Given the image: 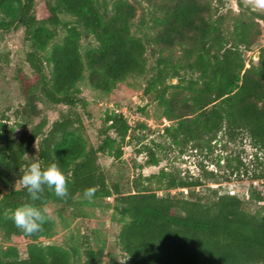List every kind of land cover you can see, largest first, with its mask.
Segmentation results:
<instances>
[{"label":"trees","instance_id":"16d2710c","mask_svg":"<svg viewBox=\"0 0 264 264\" xmlns=\"http://www.w3.org/2000/svg\"><path fill=\"white\" fill-rule=\"evenodd\" d=\"M55 1L67 15L80 21L93 37L95 48L81 54L76 36L69 35L60 44L52 45L45 59L42 52L52 41L47 26L59 22L54 10L45 4L37 16L35 0H0V6L16 5L11 19L0 23V31L21 27L24 40L30 44L25 53L30 74L21 68L15 71L23 101L15 114L24 117L25 123L18 125L15 132L0 121L1 231L8 237L36 240L49 231L48 221L43 233L28 237L15 227L11 217L3 218L5 210L21 197L41 209L51 200L69 208L76 197H84L86 188L98 186L92 198L113 196L116 212L126 219L118 240L128 264H264V190L261 185H253L254 181H264V57L259 65L246 67L243 52L250 46L239 41L238 34L235 36V26L226 32L213 25L208 0H147L155 12L154 43L167 51L181 47L190 72L188 79L173 72L171 77H178L180 91L169 92L170 86L161 75L145 89L171 122L163 130V139L182 153L189 146L200 149L218 139L233 144L245 136L253 153L248 165L238 154L233 159L224 158L222 165L218 161L216 171L202 169L198 176L163 169L144 179L138 175L131 181V190L121 192L117 184L109 183L98 155L117 143L112 157H122L131 129L129 122L122 114L106 115L97 129L98 146L89 145L82 134L80 113L86 111L87 102L77 85L87 73L89 86L107 94L129 76L144 74L145 47L130 31L136 7L116 0L111 16L105 19L93 0ZM258 17L264 23V15ZM59 105L65 110L49 129L46 118L33 124L40 113L39 106ZM35 142L42 167L58 162L66 175V199L56 197L45 187L41 199L33 201L26 189L17 188L26 155ZM137 152L147 153L146 164L155 165L151 147L145 145ZM222 169L229 170V175L249 176L245 198L208 186L220 182ZM155 178L165 179L168 190L188 192L159 196L143 183ZM84 257L83 264H98L87 240ZM0 264H70V258L56 246L30 245L25 258H20L13 248L0 252Z\"/></svg>","mask_w":264,"mask_h":264},{"label":"rangeland","instance_id":"374dc122","mask_svg":"<svg viewBox=\"0 0 264 264\" xmlns=\"http://www.w3.org/2000/svg\"><path fill=\"white\" fill-rule=\"evenodd\" d=\"M93 1L103 17L108 19L116 0ZM125 1L132 3L137 10L135 18L130 21V31L132 36L140 40L145 47L144 74L129 76L125 81L117 83L115 88L107 94L89 86L87 73L77 85L80 96L87 102L86 111H80V113L84 122L82 134L89 145L98 146L97 129L102 126L103 119L108 114H122L131 127L120 159L112 157L117 143H112L98 155L99 163L106 172L109 183L117 184L121 192H127L131 190V181L138 175L144 179L153 174L157 175L163 169L165 172L181 171L188 176H198L202 169L216 171L218 161L222 165L224 158L233 159L238 154L248 165L253 150L245 136L240 137L233 144H224V140L218 139L217 142L200 149L189 146L182 153L163 139V130L171 125V122L165 117L164 109L145 93V89L153 79L161 75L166 78V83L170 86L169 92L180 91L182 86L177 87L178 77L171 76L174 71H178L179 77L185 79L190 77V72L186 70L188 58L181 47L167 51L154 43L155 29L152 22L154 6L147 0ZM208 2L210 4L209 18L213 25L226 32L231 31L235 26L237 28L235 36L238 34L239 41L250 46L249 51L243 52L246 67L259 65L261 57H264V23L258 15H264V8L256 6L254 0H208ZM45 4L54 10L59 19L58 24L47 26L51 32L52 41L50 46L42 52L45 59L49 58L50 47L60 44L69 35L76 36L81 54L96 47L93 37L84 30L80 21L67 15L55 0H35L34 13L37 16ZM15 9L14 3L0 6V23L9 21ZM29 50L30 44L24 40L23 28H15L7 32L0 31V121L6 129H12L15 132L18 125L25 123L24 117L15 114L23 105L18 83L15 80V71L21 68L30 74L25 62V53ZM46 68L47 71L51 69L48 62ZM185 95L190 96V93L186 92ZM39 108L40 113L32 122L36 124L41 118H46L49 125L47 129L58 119L59 113L65 110V107L61 105L39 106ZM109 135L114 137L112 132ZM145 145L153 149L155 165L146 164L147 153L137 152L141 151ZM36 152L37 142L26 155L24 172L33 161L37 160ZM228 171L225 172L222 169L219 172L220 182L209 183L208 186L217 187L221 193L245 198L250 183L249 176L229 175ZM143 183H148L159 196L180 195V193L186 195L188 192L186 189H166V180L162 178H155L150 182L143 181ZM253 185H261L264 190V181H254ZM17 188H21L19 183ZM25 204H28V200L25 197L19 198L12 208L5 210L3 218L11 217L17 207ZM43 209L47 210L49 231L40 238L32 240L24 236L8 237L0 229V252L13 248L20 258H25L30 245L56 246L69 254L70 264H83L84 241L87 240L98 264H128V259L118 240L120 227L126 219L116 212L113 196L91 200L78 196L73 206L69 208H64L56 200H51L42 207Z\"/></svg>","mask_w":264,"mask_h":264},{"label":"clouds","instance_id":"9594fccd","mask_svg":"<svg viewBox=\"0 0 264 264\" xmlns=\"http://www.w3.org/2000/svg\"><path fill=\"white\" fill-rule=\"evenodd\" d=\"M254 2L256 6L264 8V0H254ZM42 164V161H33L19 178L18 183L27 190L33 201L41 199L45 187L56 197L66 199L69 196L68 179L61 171L59 163L54 162L46 167H42ZM97 191L98 186L86 188L83 196L91 200ZM46 212V209L42 210L32 204H25L13 211L11 219L17 229L30 237L43 233V225L48 221Z\"/></svg>","mask_w":264,"mask_h":264}]
</instances>
